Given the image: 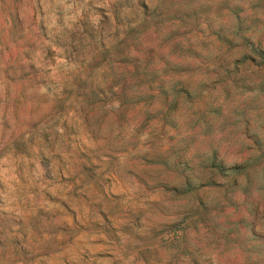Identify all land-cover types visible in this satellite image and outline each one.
<instances>
[{"label": "clouds", "instance_id": "clouds-1", "mask_svg": "<svg viewBox=\"0 0 264 264\" xmlns=\"http://www.w3.org/2000/svg\"><path fill=\"white\" fill-rule=\"evenodd\" d=\"M260 52L264 0H0V264H264Z\"/></svg>", "mask_w": 264, "mask_h": 264}, {"label": "rangeland", "instance_id": "rangeland-1", "mask_svg": "<svg viewBox=\"0 0 264 264\" xmlns=\"http://www.w3.org/2000/svg\"><path fill=\"white\" fill-rule=\"evenodd\" d=\"M261 60L259 61V63L264 64V52H260L259 53ZM146 70V69H145ZM77 99H80L79 97ZM85 103H87V101H85ZM64 115H70V112H64ZM46 139V137H45ZM79 161H80V167L84 169V175L83 177H75V178H69V177H62V179L66 182V183H71L73 184L76 189L78 190L79 188V181L82 179L83 181L86 182H96L95 183V187L98 191L102 192V185L98 182V178L92 174L91 170L88 167V164L85 163V161L87 160V158L85 156H80L78 157ZM61 162L62 158H61ZM105 199H107V197H105ZM109 207H111V201H109ZM69 212H71V209H68ZM105 215H108V213H104ZM75 219V217H73ZM3 223V222H0ZM102 255V254H101Z\"/></svg>", "mask_w": 264, "mask_h": 264}]
</instances>
